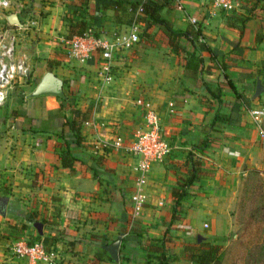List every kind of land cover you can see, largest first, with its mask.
Masks as SVG:
<instances>
[{"label": "crops", "instance_id": "crops-1", "mask_svg": "<svg viewBox=\"0 0 264 264\" xmlns=\"http://www.w3.org/2000/svg\"><path fill=\"white\" fill-rule=\"evenodd\" d=\"M21 2L28 8L18 14L0 9V28L12 25L13 14L19 22L27 15L39 21V30L24 35L20 47L30 69L26 83L15 85L0 107V264H26L12 248L19 240L42 241L58 253L56 264H158L156 249L162 244L169 264H195L186 252L208 240V228L215 233L220 185L238 179L244 153L263 144L248 106L229 82L249 105L257 96L252 95L257 79L264 88V0H237L227 11H214L211 0H173L161 15L173 30L191 31L192 39L179 38L175 43L183 48L175 47L163 25L151 24L134 46L118 53L113 81L106 85L96 72L97 58L74 61L62 40L69 38L71 21L85 20L102 31L126 26L117 22L110 0ZM246 15L250 18L242 23ZM200 42L216 55L210 71L213 57L202 47L195 54L203 57L204 69L186 68L187 52ZM46 72L63 82L62 96L32 95ZM138 98L152 103L171 150L147 173L145 203L135 217V159L96 148V142L115 136L133 141L145 121ZM233 107L237 120H215L217 111L224 116ZM66 119L77 122L79 135ZM206 135L208 145L199 152L195 147ZM64 147L75 158L69 168L60 162ZM191 151L200 157L201 169L175 211L173 191L186 175L183 162ZM117 240L114 260L104 246Z\"/></svg>", "mask_w": 264, "mask_h": 264}, {"label": "built area", "instance_id": "built-area-1", "mask_svg": "<svg viewBox=\"0 0 264 264\" xmlns=\"http://www.w3.org/2000/svg\"><path fill=\"white\" fill-rule=\"evenodd\" d=\"M237 0H211L214 11L232 10ZM15 0H0V9L18 14L23 9V3ZM190 22L198 29L197 19L190 18ZM141 24L133 23L120 26L111 31H105L95 35L92 28H88L81 35H73L63 41L66 51L71 59L79 63H85L95 56L97 58L96 72L100 77L101 85L109 84L114 78V60L118 53L129 49L139 41L142 32ZM39 30L38 18L27 15L18 24L3 26L0 28V107L4 105L9 91L15 85L25 84L30 69L26 56L21 54L23 36L28 32ZM201 40V39H200ZM202 41V40H201ZM137 103L145 109V121L143 127L135 133L130 143L120 136H115L110 141H97L96 148L121 151L125 155H131L135 159L133 170L136 173V189L131 195L132 212L135 217L142 213L145 203V195L142 187L146 182V175L154 162L161 161L170 153L169 143L165 139L160 118L152 108V103L138 98ZM172 111V103H169ZM255 123L259 137L264 142V130L261 121L264 118V108L254 107L248 110ZM98 138V136L96 137ZM16 255L26 259V264H56L59 255L45 246L42 241L27 242L16 241L13 244Z\"/></svg>", "mask_w": 264, "mask_h": 264}, {"label": "rangeland", "instance_id": "rangeland-1", "mask_svg": "<svg viewBox=\"0 0 264 264\" xmlns=\"http://www.w3.org/2000/svg\"><path fill=\"white\" fill-rule=\"evenodd\" d=\"M27 8V6L23 7V9ZM142 33L143 30L140 34ZM252 101L248 108L257 104L264 108V90ZM246 114L250 116L249 112ZM251 122L255 126L252 118ZM251 122L247 117L246 123L250 125ZM261 125L264 130V118ZM244 154L238 179L219 187L218 195L221 199L213 215L219 220L216 224L217 228L214 229L215 233L211 234L208 228L206 232L208 240L201 242L222 246L220 262L212 264H246L244 261L248 259L247 248L251 246L252 263L249 264H264V142L260 145V150L246 151ZM249 159L252 160L249 162ZM221 222L226 223L227 226L223 230ZM190 252H193V247L187 249V255Z\"/></svg>", "mask_w": 264, "mask_h": 264}, {"label": "trees", "instance_id": "trees-1", "mask_svg": "<svg viewBox=\"0 0 264 264\" xmlns=\"http://www.w3.org/2000/svg\"><path fill=\"white\" fill-rule=\"evenodd\" d=\"M173 0H110L108 6L114 9L115 15L117 17V22L123 23L126 26L131 25L133 23H139L141 26H143L142 34H146L147 29L151 24H159L163 25L169 32V41L171 45H175L178 48H183L178 43H175L176 40L179 38H185V39H192L190 36L193 34L191 31L189 32H180L173 30L171 28L170 23L163 18L161 15V10L169 5H171ZM119 11H127V15L122 18L120 16ZM250 18V15H246L244 17H241L242 23L245 22ZM88 28H92L95 35H100L101 33L105 32L100 30L99 28H96L94 26H91L87 24V21L85 20H79V21H71L69 26V37L73 35H81L83 34ZM240 33H242V28H240ZM196 36L199 34V30L194 33ZM262 40V37L260 34H257L255 41L259 42ZM196 43H193L194 50L191 52H187V60H186V68H191L194 70H203L204 69V59L201 55H196L195 50L199 49L201 50V47L211 53L213 57V61H211L207 67L206 70L210 71L211 68H214L216 66V55L214 51L200 42L197 45ZM181 46V47H180ZM211 57V59H212ZM223 68L225 66L223 65ZM229 82V81H228ZM231 89L233 90L235 96L237 98H242L244 101V104L248 106V99H245L241 96V94L237 93L235 86H233L229 82ZM207 91L210 95L214 96L218 99L217 95H214L208 88ZM76 114V113H75ZM89 112L86 111V113H80L79 116H81V120H85L88 116ZM238 110L233 107L231 112L227 115L222 116V113L218 112L215 115V120H234L238 119ZM65 124L68 125L69 129H72L74 132H76V135L79 131V125L74 120H65ZM208 135L205 136V138L202 140L200 145H198L196 150L199 152H203L204 149L208 145ZM75 158L73 157L72 153L70 152L69 147H64L61 155H60V162L61 166L64 168H69L72 166L73 161ZM183 165L185 167L186 175L181 176L179 180L177 181V186L173 191V197L175 199V211L177 206L179 205L180 201L183 199V197L188 193V190L192 184H194L198 180V173L201 169V159L199 156H197L194 152H189L185 161L183 162ZM201 243L198 247H193V252L189 253V258L195 262V264H212L214 262H220V254L222 253V246L217 245L215 243ZM203 246V247H202ZM160 252V259L158 264H169L166 260V257L164 255V245L162 244V247L157 248ZM194 251L196 253H194ZM251 252H252V246L247 248V255L248 259L244 262L246 264H249L251 261ZM252 263V262H251Z\"/></svg>", "mask_w": 264, "mask_h": 264}, {"label": "water", "instance_id": "water-1", "mask_svg": "<svg viewBox=\"0 0 264 264\" xmlns=\"http://www.w3.org/2000/svg\"><path fill=\"white\" fill-rule=\"evenodd\" d=\"M8 21L12 24H18L19 20L17 15L13 14L8 17ZM62 84L63 82L58 79L54 74L51 72H46L42 79L38 82L36 85L34 91L32 92L33 96H38V95H46V94H52V95H63V89H62ZM264 88L262 87L260 79H257L256 81V87L254 94L255 96L263 92ZM3 199H0V212L3 213V207L4 205L2 204ZM118 246H119V241H114L113 243L107 244L104 246V248L107 250L109 255L114 259L118 260Z\"/></svg>", "mask_w": 264, "mask_h": 264}]
</instances>
